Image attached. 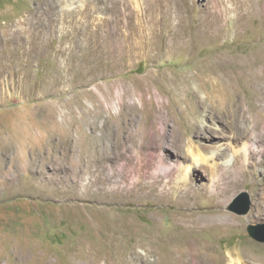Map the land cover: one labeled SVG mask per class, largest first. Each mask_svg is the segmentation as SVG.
<instances>
[{"label":"rangeland","instance_id":"374dc122","mask_svg":"<svg viewBox=\"0 0 264 264\" xmlns=\"http://www.w3.org/2000/svg\"><path fill=\"white\" fill-rule=\"evenodd\" d=\"M222 2L0 0V264H113L94 234L110 205L161 222L190 264L202 249L227 262L241 246L264 253L249 231L264 224V0ZM191 122L206 126L202 137ZM164 126L167 142L190 137L197 157L217 150L224 162L214 178L207 161L193 172L179 213L131 192L151 170L135 162L141 145L180 157ZM97 153L101 176L124 184L92 185L86 198ZM242 191L246 214L230 210ZM165 253L149 259L174 264Z\"/></svg>","mask_w":264,"mask_h":264},{"label":"bare ground","instance_id":"6f19581e","mask_svg":"<svg viewBox=\"0 0 264 264\" xmlns=\"http://www.w3.org/2000/svg\"><path fill=\"white\" fill-rule=\"evenodd\" d=\"M240 2H242L245 9L253 6L252 0H239V3ZM222 4V0H217V8L219 11L221 10ZM243 14L244 12L240 13L241 18ZM230 31L231 29H229V32ZM121 115H123L122 111L116 118ZM190 126L195 134H198L200 137L203 136L202 130L203 127H206L204 124L200 126L191 122ZM163 131V142L166 143L168 136L165 126L163 127ZM129 136L131 137V134ZM143 136L144 140V133ZM189 136L190 134L187 133L186 138ZM183 140H177L176 137H173L167 142L170 146L172 144L178 146L176 152L178 155L180 154V157L177 156L176 159L169 157L167 150L165 149V144L160 145V151H158L157 154L153 151V149L146 147L145 145H141L139 147L140 154L137 155L135 162L138 166L144 168L145 171H148V166H150L151 170L148 171L150 174L148 180L146 181L142 180L143 178L140 174L135 176V184L131 188V192L133 194L132 197H137L141 194L142 200L145 199L149 202L152 201L153 203L167 202L169 207L177 208L174 213H179V209H182V202L184 201V191L185 194L193 191V172L205 169L204 162L207 161L211 164V176L214 178L218 174V169H220L224 163L219 159V151L212 150L208 157H205L202 154L197 157L196 150L199 148V145H194L193 140L190 137L186 141L185 145ZM160 141H162V139ZM170 142L172 144H170ZM191 147H193V149ZM252 150L247 144L241 150V154L245 157L246 163ZM118 156L120 159L125 158L123 152H119ZM100 159L101 157L97 153L94 158L95 169L92 170L95 174L98 172L96 176L94 175V177L83 182L85 189L84 194L87 195L86 198L89 197V189L92 185L103 184L109 186L110 189L113 190L120 189L122 184H124L119 178L111 179L101 176V170L106 167L102 164V160ZM128 161L130 160H127V162ZM193 164L194 166L192 167ZM122 178L124 177L122 176ZM212 185L214 186V182L210 184V186ZM125 190L128 189L125 188ZM123 192V190H119V192L114 194V196H117L119 201H123L125 197ZM100 197L102 198L103 196ZM88 201L91 202L90 199H88ZM127 201L132 202L133 200L127 199ZM85 206L91 207L90 204H86ZM97 215L98 217L94 222V234L100 245L99 249H103L104 251H107V254L111 255L109 257L113 260V264H125V262L129 261H131V264H136L137 262H140V264H153L149 259V256L157 255L162 252L164 255H166L165 252H170V255L174 254V264H190V260H187L190 253L187 252L188 250H186V248L181 246V238L179 239L177 235L171 236L169 233L171 230H165V225L161 222L155 220L152 224H150V226H148L144 223L138 222L135 220V217L130 215L124 216L117 214L116 208L112 205L99 208ZM190 217L189 215L188 217L180 216L175 219H189ZM175 225L176 221H174V224H169L170 227H175ZM188 230L190 232L195 229L190 228ZM131 240H133V242H131ZM138 246H140L142 250H138ZM255 247L256 246L254 245H250L249 247H238L235 250L237 258H234L233 255L229 253V262H227V257L225 255L220 256L212 249L209 250V252H205L203 251L204 249H202L197 253L191 254V256L195 264H244V261L251 263V260H253V264H264V253H258V250H254ZM118 258L121 259L119 262H117Z\"/></svg>","mask_w":264,"mask_h":264},{"label":"water","instance_id":"95a60500","mask_svg":"<svg viewBox=\"0 0 264 264\" xmlns=\"http://www.w3.org/2000/svg\"><path fill=\"white\" fill-rule=\"evenodd\" d=\"M251 207L250 195L247 191H242L239 202L235 203L230 210L238 214H246ZM251 236L257 241L264 242V224L251 225L249 228Z\"/></svg>","mask_w":264,"mask_h":264}]
</instances>
